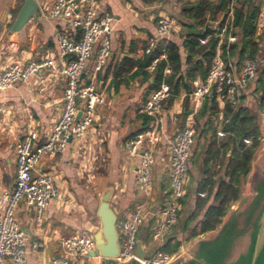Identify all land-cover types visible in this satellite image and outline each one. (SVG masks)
<instances>
[{
  "label": "crops",
  "instance_id": "0c3cea01",
  "mask_svg": "<svg viewBox=\"0 0 264 264\" xmlns=\"http://www.w3.org/2000/svg\"><path fill=\"white\" fill-rule=\"evenodd\" d=\"M39 1L35 0L36 4ZM20 2L22 4L23 0H0V72L14 63L49 60L52 66L0 92V106L3 107V114L0 115V193L11 189L14 184L16 144L29 126L36 130L39 143L46 139L61 114L66 88L57 46V33L63 24L38 15L30 18L20 31H11ZM96 4L112 18L109 37L111 53L104 68L96 72L94 62L98 45L95 46L80 81L82 85H94L96 93L101 95V103L95 108L94 121L85 138L71 139L54 160L39 163L38 170L49 173L58 189V200L49 203L41 222L37 223L34 215L22 205L14 212V218L27 239L24 264H50L63 255L61 242L64 239L83 230L96 233L99 227L96 210L102 195L108 190H112L110 206L116 210L117 220L124 219L136 206L143 205L145 220L139 229L138 241L144 254H151L160 246L152 240V232L157 214L170 195L169 151L175 135L194 113L193 105L190 99L185 101L183 94L171 104H164L159 114V142L154 147L152 188L148 196H141L135 188L140 159L125 158L123 144L144 129L146 118L139 114V110L154 91V79L130 78V74L114 78L113 72L123 59L141 57L148 38L155 34V24L160 16L178 21L179 0H160L153 5L141 0H96ZM179 30L178 25V30L168 40L179 42ZM136 70L137 65L132 72ZM255 87L256 82H252L243 93V103L254 109L257 104V95L253 93ZM185 112H189L187 118L183 117ZM263 118L264 113H260L259 127ZM263 161L264 137H261L250 173L242 183L240 199L230 207L214 231L194 238L189 237V229L183 226L194 211L199 182V175L191 169L177 225L167 239H174L180 244L173 254L179 257V264L193 260L203 243L214 239L224 224L244 207V200L253 192L252 181L262 172ZM199 219L201 216L197 221ZM234 221L233 218L230 223ZM192 226L194 224L190 228ZM36 242L42 247L34 249ZM3 264L13 263L6 258ZM83 264L109 263L92 255Z\"/></svg>",
  "mask_w": 264,
  "mask_h": 264
},
{
  "label": "built area",
  "instance_id": "2783aa9c",
  "mask_svg": "<svg viewBox=\"0 0 264 264\" xmlns=\"http://www.w3.org/2000/svg\"><path fill=\"white\" fill-rule=\"evenodd\" d=\"M167 1V0H162ZM40 16L57 20L63 28L57 33V46L62 61V74L66 80L61 114L51 132L42 142H38L36 130L29 126L23 138L15 146L16 177L11 189L0 193V264L9 259L13 264L26 262L27 239L14 218V212L20 205L34 215V220L41 222L50 202L58 200V189L54 178L49 173L38 170L41 161L54 160L67 147L68 142L82 140L86 137L95 115V108L101 103L93 84L82 85L81 76L92 51L98 45L94 70L101 71L106 65L111 49V16L101 10L96 0H40L37 2ZM264 6L260 7L257 19L256 35L264 30ZM9 19L11 17L9 16ZM232 13H229L220 30L213 25L216 35L222 42L226 35V44L236 42L232 35ZM178 30V24L171 18L160 16L155 24V34L148 38L143 54H149L155 46ZM163 52V51H162ZM160 55L152 59L147 68L152 72L157 62L164 59ZM52 66L49 60L14 63L0 72V92L11 89L38 72ZM259 66L258 60H247L236 69L232 60L224 61L219 56L213 60L204 79H195L193 89L188 95L193 105L191 114L184 127L174 137L169 151V186L170 195L159 210L152 232V240L160 246L151 254L142 258L136 256L139 229L145 220L143 205L140 204L124 219L117 221L119 254L115 261L136 264H169L176 255H169L161 250L172 230L177 224V215L181 209V200L185 195L188 180L189 162L196 134L193 116L200 109L205 99L215 94L219 106L225 103L238 106L244 90L255 78ZM169 74V70H165ZM170 96V88L162 82L142 104L139 114L148 119V123L135 136L123 144V154L130 159L139 157V166L135 175V188L139 195L148 196L152 188V171L154 167V147L159 142V114ZM3 107L0 106V115ZM219 136H222L219 133ZM63 255L52 260L50 264H83L84 260L94 254V235L90 230H83L75 236L61 242ZM41 243H34L39 249Z\"/></svg>",
  "mask_w": 264,
  "mask_h": 264
},
{
  "label": "trees",
  "instance_id": "16d2710c",
  "mask_svg": "<svg viewBox=\"0 0 264 264\" xmlns=\"http://www.w3.org/2000/svg\"><path fill=\"white\" fill-rule=\"evenodd\" d=\"M141 1L153 5L160 0ZM179 4V19L176 21L180 26L179 42L163 41L136 60L123 59L115 67L114 78L130 74V78L141 77L147 81L153 77L154 90L165 82L170 88L166 103L171 104L181 94L188 101L193 81L205 78L218 52L224 61L232 60L236 69L247 60L259 61L256 76L250 82H256L253 92L257 95L255 109L243 103V96L238 106L225 103L220 109L215 94H212L193 116L196 134L188 177L192 169L199 175V182L194 211L183 226L189 229V237L194 238L214 231L230 207L240 199L242 183L250 173L251 162L260 146L258 115L264 113V32L256 35L260 6L254 0H179ZM229 13L233 16L231 33L237 40L227 45L226 35L220 43L213 25L217 24L221 30ZM146 45L147 42L144 48ZM162 53L165 58L148 72L152 59ZM136 65L137 70L132 72ZM166 69L169 74L164 73ZM188 115L189 112H185L183 117ZM147 123L146 118L145 125ZM185 196L186 192L181 205ZM192 224L194 226L190 228ZM179 246L177 241L170 239L161 250L173 255Z\"/></svg>",
  "mask_w": 264,
  "mask_h": 264
},
{
  "label": "water",
  "instance_id": "95a60500",
  "mask_svg": "<svg viewBox=\"0 0 264 264\" xmlns=\"http://www.w3.org/2000/svg\"><path fill=\"white\" fill-rule=\"evenodd\" d=\"M38 15L40 13L35 0H23L10 27L11 31H20L30 18ZM260 135L264 137V118ZM252 190L251 196L244 200V207L224 224L218 235L209 243H203L193 260L183 264H264V161L262 172L252 181ZM111 195L112 190L105 192L96 210L99 227L96 233L90 230L95 242L93 255L109 264H136L115 261L119 254L118 220L116 210L110 206ZM233 218L235 221L230 223ZM136 256H144L139 241ZM169 264H179V257L176 255Z\"/></svg>",
  "mask_w": 264,
  "mask_h": 264
},
{
  "label": "rangeland",
  "instance_id": "374dc122",
  "mask_svg": "<svg viewBox=\"0 0 264 264\" xmlns=\"http://www.w3.org/2000/svg\"><path fill=\"white\" fill-rule=\"evenodd\" d=\"M254 1L256 3H258L260 7L264 6V0H254ZM20 4H21V2H20ZM263 21H264V18H263ZM263 32H264V30H263Z\"/></svg>",
  "mask_w": 264,
  "mask_h": 264
}]
</instances>
